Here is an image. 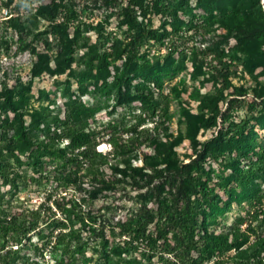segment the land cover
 <instances>
[{
	"label": "rangeland",
	"instance_id": "obj_1",
	"mask_svg": "<svg viewBox=\"0 0 264 264\" xmlns=\"http://www.w3.org/2000/svg\"><path fill=\"white\" fill-rule=\"evenodd\" d=\"M41 1L46 2L7 0L8 6L0 4V162L13 172L8 184L0 185L5 198L33 206L51 191L64 201L77 199L82 208L108 222L134 209L136 202L129 187L100 190L88 176L79 185L65 188L61 183L55 188L53 176L69 168L54 157L37 160L36 153L19 143L20 121L7 104L9 93L26 123L30 111H42L37 133L46 131L47 122L51 128L55 121L60 125L71 106L79 103L86 108L83 115L91 118L89 126L97 129L107 125L120 129L139 122L152 133H162L167 127L185 136L189 118L195 123L196 140L192 144L184 138L177 146L180 159H193L204 176L223 186L239 183L238 197L264 191V172L246 176L242 182L239 176L253 156V147L264 140V94L258 95L264 87V67L236 51V32L222 25L231 4L264 11V0H144L146 15L140 20L160 35L142 39L137 63L121 87L117 74L133 32L122 12L127 0H55L58 10L53 21L34 15L33 8ZM58 23L62 29L55 26ZM21 36L29 46L42 43L40 49L46 42L49 71L32 74L37 56L32 49H20ZM96 56L110 68L99 70ZM224 60L232 86L247 90L244 95H231L228 88L221 91L220 83L210 75ZM193 147L197 149L187 150ZM219 208L210 230H226L241 204L226 205L222 200ZM58 255L45 252L44 264H55Z\"/></svg>",
	"mask_w": 264,
	"mask_h": 264
},
{
	"label": "trees",
	"instance_id": "obj_2",
	"mask_svg": "<svg viewBox=\"0 0 264 264\" xmlns=\"http://www.w3.org/2000/svg\"><path fill=\"white\" fill-rule=\"evenodd\" d=\"M0 4L10 3L0 0ZM147 4L144 0H127L123 8L126 25L133 32L117 74L118 87L136 65L142 39L160 35L140 20L146 15ZM231 7L222 25L236 32L234 49L263 68L264 11L245 4ZM33 9L37 17L53 21L58 4L55 0L41 1ZM62 23L55 26L62 29ZM37 43L29 46L22 36L19 43L21 50L32 49L37 56L32 67L34 76L51 69L46 42L41 49L42 43ZM93 59L99 60V70L108 69L101 56ZM227 65L224 60L210 75L220 83L221 91L228 88L231 95H244L247 90L232 86ZM262 94L263 86L258 92ZM6 101L20 121L17 137L24 149L36 153L37 160L54 157L69 168L53 176L55 188L61 183L65 188L79 185L88 176L100 190L116 192L129 187L136 202L134 209L108 222L82 208L77 199L64 201L51 191L33 206L14 202L0 192V264H44L47 251L59 252L55 264H264V191L245 192L238 197L239 183L223 186L204 176L193 159H180L177 146L184 138L192 144L196 140L195 123L189 118L185 136L175 135L167 127L162 133H152L139 122L120 129L112 125L97 129L89 126L91 118L83 115L87 111L79 103L71 106L61 126L55 121L51 128L47 122L46 131L37 133L42 111H30L26 123L11 93ZM213 111L217 113L218 108ZM153 123L156 128L158 122ZM253 150L248 165L239 172L241 182L246 176L264 172V140ZM0 169L2 186L8 184L13 172L1 162ZM222 200L226 205L236 201L241 210L226 230H210L208 226Z\"/></svg>",
	"mask_w": 264,
	"mask_h": 264
}]
</instances>
